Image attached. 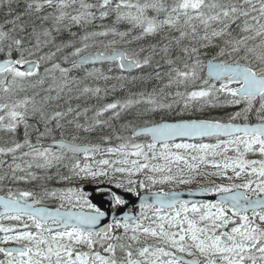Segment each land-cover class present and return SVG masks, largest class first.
<instances>
[{
	"label": "snow or ice",
	"instance_id": "6c2138e0",
	"mask_svg": "<svg viewBox=\"0 0 264 264\" xmlns=\"http://www.w3.org/2000/svg\"><path fill=\"white\" fill-rule=\"evenodd\" d=\"M5 9L0 264H264V0Z\"/></svg>",
	"mask_w": 264,
	"mask_h": 264
},
{
	"label": "water",
	"instance_id": "95a60500",
	"mask_svg": "<svg viewBox=\"0 0 264 264\" xmlns=\"http://www.w3.org/2000/svg\"><path fill=\"white\" fill-rule=\"evenodd\" d=\"M90 190V189H89ZM184 193L183 195V199H188V200H208V199H217L218 197H210L208 196L207 194H199L197 192V190H193V192H197V194L195 195H188V192L189 191H181ZM126 195V198L129 199L130 201V204L129 205H132L134 203V201H132V196L131 195H128V194H125ZM135 198V197H134ZM136 203L135 205H138L139 204V199H136ZM93 202L94 203H97L98 205H102L104 208H107L108 205H107V202L106 201H103V198L100 199L99 197L97 198H93ZM126 210V209H125Z\"/></svg>",
	"mask_w": 264,
	"mask_h": 264
},
{
	"label": "flooded vegetation",
	"instance_id": "af4514ba",
	"mask_svg": "<svg viewBox=\"0 0 264 264\" xmlns=\"http://www.w3.org/2000/svg\"><path fill=\"white\" fill-rule=\"evenodd\" d=\"M233 111H236V110H234V109L230 110V112H233ZM253 122H254V117H253ZM21 137H22V130H21ZM212 141L215 142V139ZM241 150H243V149H241ZM228 153H229V155H232V156L236 155V153L232 152V151H229ZM245 158L250 159V160L251 159H255V160L264 159V157H261L258 153H256V154L248 153V154H246ZM55 173H56V171L54 169H51V171L48 173L49 175H52L54 177V179L52 181L48 182L49 187L58 188V185L60 183H67V182H57V179L55 178ZM0 194H3V193H0ZM45 204L48 205V200L45 201ZM5 222H8V221H5ZM0 235H2V234H0Z\"/></svg>",
	"mask_w": 264,
	"mask_h": 264
},
{
	"label": "rangeland",
	"instance_id": "374dc122",
	"mask_svg": "<svg viewBox=\"0 0 264 264\" xmlns=\"http://www.w3.org/2000/svg\"><path fill=\"white\" fill-rule=\"evenodd\" d=\"M220 159V157L218 158V160ZM212 169L213 168H211V167H208L207 169H205V168H201V171H212ZM214 171V170H213ZM210 179V178H209ZM217 182H220V181H217ZM182 186V188L183 189H194V188H199V186H200V184H198V183H196V182H194L193 184H191V185H181ZM159 187L160 186H156V188H153L154 190H158L159 189ZM164 188H165V190H170V189H175V190H178V187H176L175 185H171V184H169V185H164L163 186ZM151 242V241H150Z\"/></svg>",
	"mask_w": 264,
	"mask_h": 264
},
{
	"label": "trees",
	"instance_id": "16d2710c",
	"mask_svg": "<svg viewBox=\"0 0 264 264\" xmlns=\"http://www.w3.org/2000/svg\"><path fill=\"white\" fill-rule=\"evenodd\" d=\"M97 23H99V22H97ZM210 115H211V113H210L209 111H207V110H206L204 113H195V114H194L195 117H198V116H199V117H201V116H203V117H208V116H210Z\"/></svg>",
	"mask_w": 264,
	"mask_h": 264
}]
</instances>
